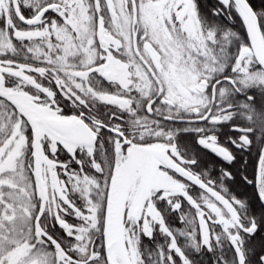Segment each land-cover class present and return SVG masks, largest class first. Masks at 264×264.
<instances>
[{
    "label": "flooded vegetation",
    "instance_id": "af4514ba",
    "mask_svg": "<svg viewBox=\"0 0 264 264\" xmlns=\"http://www.w3.org/2000/svg\"><path fill=\"white\" fill-rule=\"evenodd\" d=\"M94 1L96 12L87 15L79 6L78 10L71 8L69 0H10L7 7L0 1V37L5 41L6 48L9 46L6 42L11 41L10 46H13V54L2 51L0 46V88L7 86V79L11 77L29 85L31 96L60 97L58 99H62L65 117L57 119L68 122L76 120L79 126L86 125L94 133L96 141L93 146L79 145L66 140L42 122L39 127L43 124L54 136L78 149V152L81 148H94L95 158L108 168L101 174L93 170L91 173L107 180L113 169L132 152L134 144H144L136 139L147 128L145 120L152 121L154 126L164 132L160 141L165 149L157 153L164 161L171 160L173 171L165 170L177 178L192 181V178L178 172L179 166L197 176L196 161L191 159L192 156L188 157L184 149L198 145L218 165L244 164L246 155L258 164L264 146V70L258 66L253 55L246 52L249 48L248 39L247 44H240L236 34L240 25L236 15L231 12L233 7L235 10L233 3L226 6L219 0L209 1L213 15L231 28L232 34L224 37L233 39L230 46L235 55L226 60L215 56L216 45H220L214 43L209 22L202 21L205 23L203 25L199 14L195 13L192 25L195 26L196 37L192 38L189 30L181 31L185 49L190 52L189 59L174 64L170 62L175 69L174 77L170 76L173 78L172 93L163 90L146 94L134 92L132 85L119 92L122 85L112 81L111 71L112 63L117 61V54L109 46V52L113 55L109 59L108 55L104 56L106 50L103 48L109 43L107 36L120 38L122 47L129 50V45L130 56L136 54V59L140 56L145 58L146 52L150 65L143 66L150 78L165 74L163 53L150 40V34L143 31L145 28H138V2L135 0V14L131 0L121 3L120 7L124 6L125 12H122V8L117 12V5L112 4L111 0ZM179 24L182 22L179 21ZM197 28L205 35L201 42ZM87 45L100 55L99 61L88 70L86 76L84 48ZM226 47L229 45L226 44ZM129 58V55L120 57L123 62ZM247 58H251L248 70L245 64ZM172 67H169L170 71ZM253 75L257 78H252ZM90 86L97 92L91 95L93 100L84 93L86 87ZM165 96H174V100ZM22 98L21 92L0 91V104L10 109L7 102L13 103L11 110L19 119L23 117L21 110L25 108ZM85 101L93 108L87 109ZM207 114V121H194ZM30 125L32 130L31 120ZM199 126L206 127V132L200 136ZM75 137L81 136L77 134ZM60 145L57 155L67 163V170L75 171L72 163L68 164L75 154H70ZM257 147L259 151H255ZM228 176L224 172L220 177ZM62 227L65 228L66 224H62Z\"/></svg>",
    "mask_w": 264,
    "mask_h": 264
},
{
    "label": "rangeland",
    "instance_id": "374dc122",
    "mask_svg": "<svg viewBox=\"0 0 264 264\" xmlns=\"http://www.w3.org/2000/svg\"><path fill=\"white\" fill-rule=\"evenodd\" d=\"M0 1L6 7L10 2ZM125 1L127 0H111L112 4L117 5V12L120 8L125 12L124 6L120 7ZM136 1L140 21L138 28H145L143 31L150 34V40L163 53L165 74L150 78L143 66L150 65L146 52L145 58L140 56L136 59V54L131 53L133 56H130L129 45L127 50L122 47L120 38L107 36L109 43L103 46L106 50L104 56L108 55L109 59L113 57L109 46L117 54V61L114 60L111 67L112 81L122 85L119 92L132 85L134 92L153 94L165 90L172 93L173 78L170 76L174 77L175 69L171 63L189 59L190 52L185 49L181 31L189 30L192 38L196 37L192 21L196 18L195 13H198L195 8L198 1ZM69 4L76 10L79 6L86 15L96 12L94 0H69ZM235 11L237 12L236 7ZM185 18L188 22H183ZM197 33L201 42L205 35L198 28ZM4 42L0 37L2 51L13 54L11 41L6 42L9 44L7 48ZM84 50L87 76L88 70L94 66L100 54L90 45L85 46ZM126 55L130 58L123 62L120 57ZM250 60L251 58L245 59L247 70ZM169 67H172L171 71ZM252 78L257 76L253 75ZM7 80V86L0 88V91L21 92L25 108L21 110L23 117L20 120L11 110L13 103L7 102L10 109L5 108L3 103L0 104V264H88L72 253L77 252L78 255L86 251L85 247L91 245L94 239H86V233L97 228L99 222L103 224L105 247L113 244L109 256L115 264H143L142 240L152 238L157 233L167 236L172 250L183 259L184 264H190L184 252L176 245L167 223V216L174 218L183 204L195 211L203 245H208L212 230L219 225L232 240L238 253L241 252L239 248L241 250L242 241L238 234L240 224L232 203L209 188V183L204 181L203 174L199 172L197 176L201 179L200 185L169 174L167 170L174 169L170 166L171 160L164 161L157 153L165 149L160 141L164 132L145 118L147 128L136 139L144 144H134L132 152L122 164L113 169L108 180L91 173L93 170L101 174L108 168L95 158L94 148H81L78 152V149L64 144L43 124L40 125L42 177L46 190V198L43 200L34 177L30 120L37 116L65 117L63 102L58 99L60 97L56 99V96L53 99L52 96H31L29 85L11 77ZM84 93L93 100L91 95L97 92L90 86L86 87ZM165 97L174 100V96ZM85 103L87 109L93 108L87 101ZM60 144L70 154H75L73 160L68 162L72 163L75 171L70 172L69 168L67 170V163L57 155V150L61 149ZM136 209L138 212L135 217ZM62 224H66L64 231L72 240L69 249L53 235ZM89 250V259L97 260L98 253L93 249ZM239 258L242 262L243 255Z\"/></svg>",
    "mask_w": 264,
    "mask_h": 264
},
{
    "label": "trees",
    "instance_id": "16d2710c",
    "mask_svg": "<svg viewBox=\"0 0 264 264\" xmlns=\"http://www.w3.org/2000/svg\"><path fill=\"white\" fill-rule=\"evenodd\" d=\"M197 1L198 5L196 7L201 23L204 25V22H209V29L212 30L215 38L214 43L217 42L220 45H216L215 56L217 55L220 59L225 58V60L229 56H234V49L230 46L233 39L224 37L232 34L231 28L213 15L209 3L211 0ZM248 2L258 17L264 38V0H248ZM231 12L236 15L237 22L240 25V30L237 29L236 32L240 38V44H247L245 30L241 26V21L234 7ZM226 44L229 47H226ZM199 130L200 136L202 132H206V127L199 126ZM184 151L188 157L192 156L191 159H195L198 172L203 174L204 181L209 183V188L214 189L216 193L221 194L232 203L239 219L240 230H238V234L239 239L242 241V248L241 250L239 248L241 252L238 253L232 240L219 225L212 230L208 245H203L195 211L187 204L181 206L179 213L175 214L174 218L166 215L176 245L184 252L190 264H264V207L261 205L255 189L257 162L246 155L244 164L218 165L214 158L202 152L199 145L192 149H184ZM255 151H259V148L257 147ZM223 169L226 170L222 171ZM224 172L229 176L221 178L220 176ZM200 183L201 179L199 178L197 185H200ZM261 192L264 194V168ZM252 228L254 229L252 230ZM64 230L65 228L61 226V228L54 231L53 235L57 237L63 246L69 249L72 240ZM102 232L103 224L99 222L97 228L86 233V239L92 240L94 238L93 242L90 241L92 244L85 247L86 251L83 253L77 255V252H73L72 254L88 264H108ZM89 249H93L98 253L97 260L89 259L91 254ZM141 249L143 264H184L183 259L172 250L170 239L160 233L155 234L152 238H144ZM240 255H243L242 262L239 258Z\"/></svg>",
    "mask_w": 264,
    "mask_h": 264
},
{
    "label": "water",
    "instance_id": "95a60500",
    "mask_svg": "<svg viewBox=\"0 0 264 264\" xmlns=\"http://www.w3.org/2000/svg\"><path fill=\"white\" fill-rule=\"evenodd\" d=\"M134 6V13H137L136 2L135 0H131ZM226 6H228L231 2L235 4L237 9V13L240 16L243 25L245 27L246 36L249 43V48L246 49V52L253 55L258 66L264 70V38L259 25L258 17L248 2V0H219ZM1 77V75H0ZM209 118V114L201 119L194 120L197 123L205 122ZM43 122L47 128L52 129L55 133L62 135L66 140L71 141L75 144L93 146L96 137L94 133L90 130L86 125L76 123V120L71 122L59 120L55 118H34L32 119L33 129H32V140H33V150H34V176L38 185L40 187L43 198H46V190L42 177V164H41V133L39 128V123ZM213 122L217 123L218 120H214ZM80 135L81 137H75V135ZM163 152L160 155L163 156ZM263 166H264V146L262 148L261 157L257 164L256 170V191L258 195V199L261 205L264 207V195L262 194L260 187L262 184V174H263ZM178 172L186 177L192 178V180L196 181L197 178L187 171H185L182 167H178ZM138 209L135 210L134 216H137ZM113 244L107 246V260L108 264H115L113 259L109 256V251Z\"/></svg>",
    "mask_w": 264,
    "mask_h": 264
}]
</instances>
